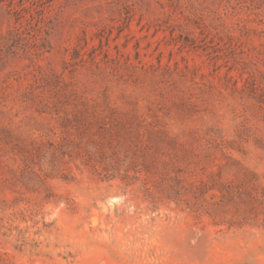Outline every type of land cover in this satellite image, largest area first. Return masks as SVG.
<instances>
[{"label":"rangeland","instance_id":"rangeland-1","mask_svg":"<svg viewBox=\"0 0 264 264\" xmlns=\"http://www.w3.org/2000/svg\"><path fill=\"white\" fill-rule=\"evenodd\" d=\"M0 264H264V0H0Z\"/></svg>","mask_w":264,"mask_h":264}]
</instances>
